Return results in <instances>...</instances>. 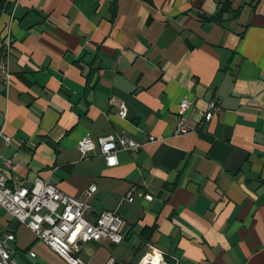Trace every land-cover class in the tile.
<instances>
[{
	"label": "crops",
	"instance_id": "obj_1",
	"mask_svg": "<svg viewBox=\"0 0 264 264\" xmlns=\"http://www.w3.org/2000/svg\"><path fill=\"white\" fill-rule=\"evenodd\" d=\"M9 32V185L48 180L89 204L91 221L108 211L124 222L120 244H80L75 257L264 264V0H0V60ZM184 99L196 109L191 126L210 102L220 111L176 136ZM122 134L142 147L118 153L114 168L99 148L78 150L85 137ZM0 232L15 237L18 264H67L3 209Z\"/></svg>",
	"mask_w": 264,
	"mask_h": 264
},
{
	"label": "built area",
	"instance_id": "obj_2",
	"mask_svg": "<svg viewBox=\"0 0 264 264\" xmlns=\"http://www.w3.org/2000/svg\"><path fill=\"white\" fill-rule=\"evenodd\" d=\"M13 43L12 34L9 32L3 40V57L0 60V80L5 84L11 79L9 57ZM195 111L193 101L188 99L181 101L177 112L176 136L200 132L220 111V106L217 101L210 102L205 111L198 112L200 121L191 126V116ZM127 114L125 106H121L118 116L126 119ZM1 141L6 145L12 142L2 131ZM153 141L154 138H150V142ZM141 147V144L129 139L125 134L119 137L104 136L97 142L85 137L78 144V150L83 158H88L99 148L108 168L118 166V153L137 152ZM2 168L15 169L13 163L4 159L0 152V209L8 212L20 225L29 229L39 242L50 248L67 264H84L74 256L80 244L101 240H108L115 245L122 242L121 230L124 222L118 214L103 211L91 221L88 218L91 206L86 202L65 194L57 186L41 178H37L31 187L17 183V179L10 186L9 178L3 173ZM95 191L96 187H91L85 192V196H91ZM127 199L130 203L134 202V190L128 194ZM144 199L152 200L150 196H144ZM14 240L12 234L3 235L0 232V264H18L8 245ZM29 255L32 258L36 257L34 252H30ZM151 263L147 257L141 261V264ZM106 264H114V261L110 260Z\"/></svg>",
	"mask_w": 264,
	"mask_h": 264
},
{
	"label": "bare ground",
	"instance_id": "obj_3",
	"mask_svg": "<svg viewBox=\"0 0 264 264\" xmlns=\"http://www.w3.org/2000/svg\"><path fill=\"white\" fill-rule=\"evenodd\" d=\"M153 260V259H152Z\"/></svg>",
	"mask_w": 264,
	"mask_h": 264
}]
</instances>
